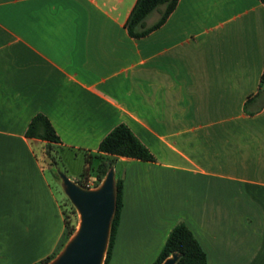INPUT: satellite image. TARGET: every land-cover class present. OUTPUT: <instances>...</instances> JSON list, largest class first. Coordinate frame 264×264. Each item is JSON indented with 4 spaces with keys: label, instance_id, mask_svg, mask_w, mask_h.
<instances>
[{
    "label": "crops",
    "instance_id": "obj_1",
    "mask_svg": "<svg viewBox=\"0 0 264 264\" xmlns=\"http://www.w3.org/2000/svg\"><path fill=\"white\" fill-rule=\"evenodd\" d=\"M137 1L0 0V264H46L65 243L46 143L26 136L39 114L84 160L122 124L155 157L116 162L110 264H154L180 222L207 264H264V5L179 0L135 37Z\"/></svg>",
    "mask_w": 264,
    "mask_h": 264
},
{
    "label": "trees",
    "instance_id": "obj_2",
    "mask_svg": "<svg viewBox=\"0 0 264 264\" xmlns=\"http://www.w3.org/2000/svg\"><path fill=\"white\" fill-rule=\"evenodd\" d=\"M179 0H138L127 22V29L135 37L144 20L158 7L166 5V12L162 20L147 30L153 31L155 27L164 23L165 19L176 9ZM264 5V0H260ZM264 88V73L261 78L260 89ZM26 136L30 139L46 143L44 155L50 158L53 167L57 166L60 153L65 150L60 148L61 139L50 120L39 114L33 118L28 126ZM52 151V152H51ZM70 151V150H69ZM77 154V153H76ZM119 158H131L146 162H154L155 157L148 148L135 136L130 128L124 124L117 126L100 143L97 153H85V163L80 177L75 181L78 185L86 187L90 177H96L97 188L104 180L111 167H115ZM53 177L61 180L59 173L52 170ZM123 179L116 174L117 208L112 222L109 248L104 264H110L114 242L121 221L123 209ZM61 203V202H60ZM64 221L66 225L65 244L75 234L79 226V215L69 198L62 202ZM173 253H180L177 264H207L208 257L202 246L184 222L178 223L170 232L167 241L154 264H162ZM55 258L48 259L46 264Z\"/></svg>",
    "mask_w": 264,
    "mask_h": 264
},
{
    "label": "water",
    "instance_id": "obj_3",
    "mask_svg": "<svg viewBox=\"0 0 264 264\" xmlns=\"http://www.w3.org/2000/svg\"><path fill=\"white\" fill-rule=\"evenodd\" d=\"M63 190L79 214V226L57 257L47 264H104L117 208L116 170L111 167L101 184L86 189L58 171ZM173 253L162 264H177Z\"/></svg>",
    "mask_w": 264,
    "mask_h": 264
},
{
    "label": "rangeland",
    "instance_id": "obj_4",
    "mask_svg": "<svg viewBox=\"0 0 264 264\" xmlns=\"http://www.w3.org/2000/svg\"><path fill=\"white\" fill-rule=\"evenodd\" d=\"M36 148L39 154L40 149L38 145L36 146ZM59 156L60 158L58 157V162H57L58 164L54 168L52 165V162L50 161V158H48L47 156L43 154L42 155V165L46 169V173L51 179L52 185L56 192V196L58 197L59 201L62 203V202H67L68 197L64 193L62 180H58L54 178L52 174V170L54 169L57 172L61 171L62 173L66 174L69 178H71V180H76L77 178L80 177V174L83 171L85 160L82 154L75 156V154L70 152L69 150H65L64 152H61ZM122 169H123V164L117 163L116 170L118 173V177L120 176V172Z\"/></svg>",
    "mask_w": 264,
    "mask_h": 264
},
{
    "label": "built area",
    "instance_id": "obj_5",
    "mask_svg": "<svg viewBox=\"0 0 264 264\" xmlns=\"http://www.w3.org/2000/svg\"><path fill=\"white\" fill-rule=\"evenodd\" d=\"M85 188L86 189H94V188H96L95 187V182L94 181H91V180L87 181Z\"/></svg>",
    "mask_w": 264,
    "mask_h": 264
}]
</instances>
